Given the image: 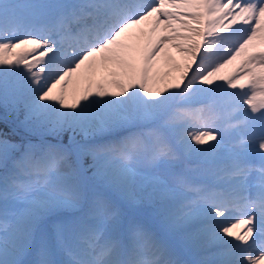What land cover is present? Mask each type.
<instances>
[{"label":"snow or ice","instance_id":"1","mask_svg":"<svg viewBox=\"0 0 264 264\" xmlns=\"http://www.w3.org/2000/svg\"><path fill=\"white\" fill-rule=\"evenodd\" d=\"M0 106V264H264V0H0Z\"/></svg>","mask_w":264,"mask_h":264},{"label":"rangeland","instance_id":"2","mask_svg":"<svg viewBox=\"0 0 264 264\" xmlns=\"http://www.w3.org/2000/svg\"><path fill=\"white\" fill-rule=\"evenodd\" d=\"M16 2H18V3H26V2H30V0H16ZM231 71H232V66H230L229 69H226L223 74L227 76ZM229 91H231V89H229ZM4 117H5L4 108L2 106H0V128H3L4 130H6L5 127H7L8 129L12 128V126H13L12 125V121H14L16 119V114L12 113V112H9L7 114V119L6 120L4 119ZM3 126H5V127H3Z\"/></svg>","mask_w":264,"mask_h":264},{"label":"trees","instance_id":"3","mask_svg":"<svg viewBox=\"0 0 264 264\" xmlns=\"http://www.w3.org/2000/svg\"><path fill=\"white\" fill-rule=\"evenodd\" d=\"M3 127H5V126H3ZM5 129L7 130L8 128L5 127ZM10 138H14L17 141L20 139V137L18 135H15V134H13L12 136H10Z\"/></svg>","mask_w":264,"mask_h":264},{"label":"bare ground","instance_id":"4","mask_svg":"<svg viewBox=\"0 0 264 264\" xmlns=\"http://www.w3.org/2000/svg\"><path fill=\"white\" fill-rule=\"evenodd\" d=\"M177 59H179V58H177Z\"/></svg>","mask_w":264,"mask_h":264}]
</instances>
